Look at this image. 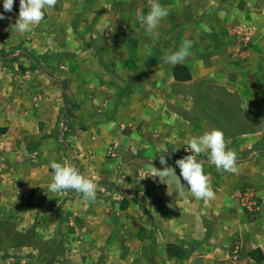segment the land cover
<instances>
[{
    "label": "crops",
    "instance_id": "1",
    "mask_svg": "<svg viewBox=\"0 0 264 264\" xmlns=\"http://www.w3.org/2000/svg\"><path fill=\"white\" fill-rule=\"evenodd\" d=\"M158 2L168 9L169 15L156 29L159 38L153 40L139 22L132 20L129 23L127 20L132 16L136 19L137 10L147 14L149 10L143 6H149V2L137 8L124 4L122 9L119 8L121 11L116 13L115 7L107 9L104 5L105 0H94L95 12L77 7L81 0H62L58 9L55 7L45 9L47 17L39 25L33 26L32 32L21 35L12 28L19 15V0H14L12 12H5L3 0H0V13L5 16V19L0 20V50L3 48L8 50L19 42L27 48L28 53L35 54L20 56L19 50L7 56L12 62L2 58L0 54V142L9 143L8 146L13 149L15 148L13 143H37L32 150H25L26 154L33 158L32 163L28 164L30 166L27 171V184L24 178L16 176L15 173H8L9 167L0 158L2 216L22 224L50 219L58 222L73 221L76 218H83L86 221L93 219L95 202L84 203L82 196L75 191L61 194L50 192L48 186L53 174L50 165L43 168L45 179L41 177L36 166L41 157L57 158L56 162L67 163L81 169L80 173L94 182V178L103 176L104 169L93 165L96 156H93L92 148L97 145L99 134L111 125L116 127L121 125L115 119L100 124L96 119L94 121L93 115H98L102 107L113 100L118 99L117 101L124 103L123 107L121 106L124 109L123 113L116 114L126 116L127 121L124 124L134 126L136 132L145 134L135 151L137 153L138 148H143L148 143L146 138L150 135L148 130L151 123L148 119L150 115L161 121L159 123L161 132L155 136L153 149L157 155L164 153L165 142L174 146L175 157L181 155L183 144L195 136L197 124L205 125L212 130L214 124L210 120L193 122L177 110L179 107L193 108L196 102L195 90L201 87L208 95L218 87L226 94L235 96L240 103V110L245 108L251 111L259 110L262 117L261 125L264 126V53H258L254 49L249 54H238L239 43L233 42L231 35L227 33L237 32V28L230 30L232 18L240 9H247L245 2L241 0H158ZM93 16L99 18L96 23ZM57 24L59 25L57 28L65 31H70L72 24L76 26L80 33L77 40L79 44L75 45L80 46L78 50L69 49L66 42L52 39L50 31L54 30ZM89 27L95 32V35L92 34L93 38L98 37L101 31L106 32L109 38L91 39L90 46L85 48L81 37L84 30ZM238 29L241 30L242 27ZM41 33L45 34L43 41L37 40ZM185 39L192 41L191 55L181 65L188 68L191 80L179 82L173 76L176 65L165 63L163 57L165 53L177 51ZM99 45L103 46L104 53L98 49ZM257 47L261 49V44L258 43ZM41 50L42 54H45L42 59L38 58ZM71 51H74V57L71 56ZM36 64L37 66H34ZM9 73L18 79L14 83L16 87L11 84ZM58 76L61 78L60 83L53 85L51 81H57ZM63 81L67 82L70 96L72 93L74 95L76 119L80 118L83 121L85 118L83 113L89 110L93 118L91 126L86 131L79 130L80 134L71 132L67 135L68 141L71 142L67 145L69 153H66L69 155H64L62 159L61 155L64 153L62 148H59L56 130L58 117L63 114L62 110L65 107L61 90ZM9 92L15 97V100H11L10 107L16 112L12 113L11 117L2 108L4 96ZM132 103L139 104V111H132ZM224 108L228 109L227 105H224ZM164 119L169 121L168 125L171 128L167 134L163 133ZM60 125L62 126V123ZM73 127L78 128L74 123L69 130L74 131ZM134 133L135 131L127 137L129 142L127 147L130 149L127 153L122 152V155H131ZM254 134L259 139L263 132L257 130ZM120 136L124 137L121 132ZM120 136H117L118 140ZM153 150L149 149L151 152ZM142 152V156H145L147 148L142 149ZM0 155H5V151L0 150ZM31 192H35L36 199L30 198L28 194ZM98 196L99 193L97 198Z\"/></svg>",
    "mask_w": 264,
    "mask_h": 264
},
{
    "label": "rangeland",
    "instance_id": "2",
    "mask_svg": "<svg viewBox=\"0 0 264 264\" xmlns=\"http://www.w3.org/2000/svg\"><path fill=\"white\" fill-rule=\"evenodd\" d=\"M61 1L57 0L55 8L58 9ZM105 1L107 9L115 7L116 13L121 11L119 8L122 9L124 4L137 8L149 2ZM241 1L245 2L247 9H240L235 14L230 29L237 28V32L227 33L231 35L233 42L239 43L238 54H249L254 49L258 53H264V0ZM94 5V0H81L77 7L95 12ZM143 8L149 10V6ZM93 20L96 23L98 16H93ZM127 20L129 23L132 20L139 22L134 16ZM57 26L59 25L50 31L52 39L66 42L69 49L78 50L80 46L75 45L79 44L77 40L80 33L76 26L72 24L70 31ZM238 27L242 29L239 30ZM92 34L95 35V32L91 27L84 30L81 38L85 48L90 46L91 39L109 38L104 31L98 37L93 38ZM44 36L41 33L37 40L43 41ZM245 37L249 39L244 41ZM258 43L261 44V49L257 47ZM98 49L104 53L103 46L99 45ZM19 50L21 51L18 52ZM17 52L20 56L35 55L33 52L28 53L27 48L19 42L8 50H0L1 57L9 62L12 60L7 56ZM73 53L71 51V56L74 57ZM44 55L41 50L38 58L42 59ZM37 64L40 65L39 62ZM8 76L11 84L16 87L14 83L18 79L13 77L14 74L9 73ZM60 79L58 76L57 81L51 82L53 85L59 84ZM202 88L195 90L196 102L193 108L179 107L177 110L193 122L210 120L214 124L213 128L222 130L228 147L237 152L239 169L236 174L218 172L205 154L197 157L203 164L205 174L210 176L211 187L215 192L214 199L196 200L187 191L180 195L175 185L168 187L159 177L149 176L151 160L154 167L162 169L163 166L159 163L161 155L165 156L168 166L175 168L179 175L176 160L194 154L188 146L189 141L186 140L183 144V152L178 157L173 154L174 146L166 142L164 153L157 155L153 149L155 136L161 132V121L150 115V135L146 138L148 143L143 148H138V153L135 152L145 134L136 132L134 126L124 124L127 121L126 116L116 115L123 113L121 106L124 103H120L118 99L113 100L103 106L98 115L94 114V118L92 117L100 124L115 119L121 125H111L99 134L97 145L92 148L93 156H96L94 167L104 169L103 176L94 178L99 196L94 203L93 219L86 221L76 218L73 221L60 222L50 219L22 224L0 214V264H264V258L257 260L260 257L259 252L251 254L252 251L260 249L264 255V126L261 125V112L246 108L240 110V103L235 96L226 94L223 89L217 87L208 95ZM67 91L70 95L69 90ZM12 96V92L6 94L2 104L9 117L16 112L10 107L11 100L15 98ZM71 96L74 102L73 93ZM36 98L40 99L38 96ZM132 107L133 112L139 111V104L132 103ZM75 110V106H72L70 116L63 112L57 120V139L59 148L64 153L61 155L62 159L64 155H69L66 153H69L67 145L71 142L67 135L71 132L80 134L79 130L86 131L91 126V110L83 113V121L76 119ZM61 123L64 125L61 126ZM69 123H75L78 128L69 130ZM168 124L166 119L162 121L165 134L171 129ZM257 130L263 132L259 139L254 134ZM133 131L135 138L132 141L133 150H130L132 156L122 155V152L127 153L130 149L127 147V137ZM205 131H210V128L202 124L195 126V136L202 135ZM120 132L124 137L120 136ZM117 136H120L119 140ZM8 144L0 142V150L5 151V155H0L1 161L9 167L8 173L24 178L27 184L28 164L32 163L33 158L25 150H32L37 143H13L14 149ZM145 148L148 152L142 156V149ZM11 149L14 154H11ZM56 159H38L36 167L42 178L45 179L43 168L53 161L56 162ZM50 170L53 172L51 167ZM181 182L186 184L182 178ZM28 195L36 199L35 192ZM171 245L177 249L170 248Z\"/></svg>",
    "mask_w": 264,
    "mask_h": 264
},
{
    "label": "clouds",
    "instance_id": "3",
    "mask_svg": "<svg viewBox=\"0 0 264 264\" xmlns=\"http://www.w3.org/2000/svg\"><path fill=\"white\" fill-rule=\"evenodd\" d=\"M56 4L57 0H19V15L12 28L21 35L32 32L33 26L39 25L44 20L45 9H51ZM13 5L14 0H3L5 12H12ZM168 15V9L161 5L158 0H149L147 14L140 10L136 12V18L141 27L153 40L159 38V32L156 29ZM2 19H5V16L0 13V20ZM208 30L210 31V29ZM191 47L192 41L185 39L177 51L165 53L164 62L173 66L184 63L191 55ZM188 146L194 154L176 160V166L180 170L179 175H177L175 168L168 166L165 156L161 155L159 163L163 166L162 169L154 167L151 160L149 176L159 177L160 181L168 187L175 185L180 195H184L187 191L196 200L210 201L215 198V192L211 187L210 176L205 174L203 164L198 161L197 157L205 154L218 172L236 174L239 171L237 152L228 147L224 132L217 128L205 131L202 135L193 136L190 138ZM50 167L53 170L51 183L48 186L50 192L61 194L67 191H75L82 196L84 203L96 201L98 195L96 183L82 175L77 167L55 161L51 162ZM181 178L186 184L181 182Z\"/></svg>",
    "mask_w": 264,
    "mask_h": 264
},
{
    "label": "trees",
    "instance_id": "4",
    "mask_svg": "<svg viewBox=\"0 0 264 264\" xmlns=\"http://www.w3.org/2000/svg\"><path fill=\"white\" fill-rule=\"evenodd\" d=\"M47 17L46 11H45V18ZM44 18V19H45ZM173 76L176 81L179 82H187L191 80V74L188 70V68L184 65L177 64L174 69H173ZM61 90H62V95L65 101V107L63 108L62 111H64V115L70 116L71 114V108L72 106H75L73 100L71 99V96L68 94V88H67V82L63 81L61 82ZM170 248L172 249H177V247L171 245ZM255 252L260 253V257H258L257 260H261L264 258V255L262 254L260 249H256L251 252V254H254Z\"/></svg>",
    "mask_w": 264,
    "mask_h": 264
},
{
    "label": "built area",
    "instance_id": "5",
    "mask_svg": "<svg viewBox=\"0 0 264 264\" xmlns=\"http://www.w3.org/2000/svg\"><path fill=\"white\" fill-rule=\"evenodd\" d=\"M249 38L248 37H245V38H243V40L245 41V40H248ZM63 125V124H62Z\"/></svg>",
    "mask_w": 264,
    "mask_h": 264
}]
</instances>
